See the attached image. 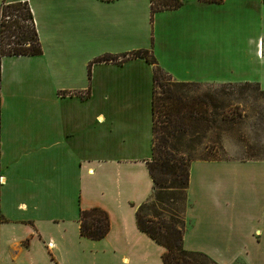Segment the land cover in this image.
I'll return each mask as SVG.
<instances>
[{
    "label": "crops",
    "instance_id": "obj_1",
    "mask_svg": "<svg viewBox=\"0 0 264 264\" xmlns=\"http://www.w3.org/2000/svg\"><path fill=\"white\" fill-rule=\"evenodd\" d=\"M17 1L29 5L42 54L0 58V264H84L86 240L109 248V264H163L164 247L135 219L153 187V68L142 58L95 62L88 78V65L149 49L177 81L264 91V0H180L153 14L150 0L0 7ZM243 171L256 196L233 194ZM186 194L184 249L199 243L219 252L209 256L218 264H264V160L193 161ZM93 207L109 216L99 240L79 231L80 210Z\"/></svg>",
    "mask_w": 264,
    "mask_h": 264
},
{
    "label": "trees",
    "instance_id": "obj_2",
    "mask_svg": "<svg viewBox=\"0 0 264 264\" xmlns=\"http://www.w3.org/2000/svg\"><path fill=\"white\" fill-rule=\"evenodd\" d=\"M150 1L151 14L182 4L180 0ZM200 1L218 3L222 0ZM40 54L42 48L27 1L3 4L0 7V58ZM133 58H142L153 68L152 154L146 162L153 187L150 198L136 208L137 226L164 247L163 264H218L202 252L182 247L185 211L189 206L186 194L189 167L193 161H225L218 157L223 151L222 137L240 118L247 117L244 95L250 93L255 102L264 103V91L249 83L177 81L158 64L149 49L98 56L89 63L87 76L90 78L92 63L121 64ZM58 93L73 95L76 92ZM88 95L89 89L81 97ZM255 115L260 121L264 120L262 109ZM254 156L255 152H250L251 158L246 160H264ZM109 226V216L103 209L80 210L81 236L99 240L108 233Z\"/></svg>",
    "mask_w": 264,
    "mask_h": 264
},
{
    "label": "rangeland",
    "instance_id": "obj_3",
    "mask_svg": "<svg viewBox=\"0 0 264 264\" xmlns=\"http://www.w3.org/2000/svg\"><path fill=\"white\" fill-rule=\"evenodd\" d=\"M244 97L247 100L245 107L247 117L240 118V122L233 125L222 137L223 151L218 153V157L225 160H246L251 158L250 152H255L256 156L254 157L257 159H264V120L260 121L255 115L260 109L264 112V103L260 100L255 102L250 93H246ZM239 174V177H236L233 182V194L237 196H256L259 193L257 192V183L253 188L249 182L248 173L243 171L242 174ZM184 206L185 202L182 203V208ZM189 225L190 222L184 218V226L187 228ZM82 242L85 245L83 248L85 253L83 257L84 264L110 263L107 255L109 248L102 241L86 240ZM48 246L51 248V245ZM187 246L202 251L208 256L219 254L218 251L199 243H192Z\"/></svg>",
    "mask_w": 264,
    "mask_h": 264
},
{
    "label": "built area",
    "instance_id": "obj_4",
    "mask_svg": "<svg viewBox=\"0 0 264 264\" xmlns=\"http://www.w3.org/2000/svg\"><path fill=\"white\" fill-rule=\"evenodd\" d=\"M8 18V17H7Z\"/></svg>",
    "mask_w": 264,
    "mask_h": 264
}]
</instances>
